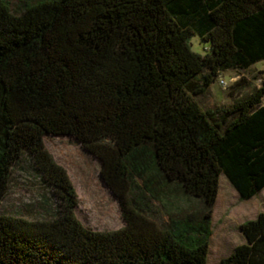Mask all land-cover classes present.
I'll list each match as a JSON object with an SVG mask.
<instances>
[{
  "label": "trees",
  "instance_id": "trees-1",
  "mask_svg": "<svg viewBox=\"0 0 264 264\" xmlns=\"http://www.w3.org/2000/svg\"><path fill=\"white\" fill-rule=\"evenodd\" d=\"M262 61L264 0H36L18 13L0 0V202L21 165L41 190L26 207L42 212L0 213V264H205L219 176L242 201L264 190V79L227 107L195 98ZM45 136L99 161L121 228L77 220ZM170 185L201 208L157 224L147 201ZM238 230L245 242L218 264H264V213Z\"/></svg>",
  "mask_w": 264,
  "mask_h": 264
},
{
  "label": "rangeland",
  "instance_id": "rangeland-1",
  "mask_svg": "<svg viewBox=\"0 0 264 264\" xmlns=\"http://www.w3.org/2000/svg\"><path fill=\"white\" fill-rule=\"evenodd\" d=\"M4 1L13 12L18 13L25 3L36 0ZM189 45L191 51L200 56L208 51L207 43L200 41L197 36L190 39ZM262 79L264 61L255 63L246 70L230 69L222 72L208 87L207 92L195 99L203 109L227 107L234 99L258 88ZM43 142L55 163L66 171L74 188L78 201L74 211L77 220L84 227L97 232H110L121 228L123 222L117 200L99 177V161L70 137L45 136ZM24 168L21 165L13 168L8 189L0 202V213L29 220L40 219L42 212L38 214L33 207H26L41 194V190L36 180ZM135 184L141 183L135 180ZM218 187L219 196L212 209V235L209 238L205 264H218L231 253L232 248L243 244L244 238L238 226L254 219L258 213H264V190L247 202L239 199L237 192L223 175L219 176ZM135 194L132 193L134 198ZM158 196L160 203L147 201L152 211L149 212L150 218L157 224L167 221L165 214L168 212L180 216L201 208L197 199L184 196L171 185L160 189Z\"/></svg>",
  "mask_w": 264,
  "mask_h": 264
},
{
  "label": "crops",
  "instance_id": "crops-1",
  "mask_svg": "<svg viewBox=\"0 0 264 264\" xmlns=\"http://www.w3.org/2000/svg\"><path fill=\"white\" fill-rule=\"evenodd\" d=\"M217 194H218V195H217L216 198L218 199L219 193H217ZM253 198H254V197H252L251 199L247 200V202H248V201H251ZM217 199L215 200V202L217 201ZM214 205H215V204H214ZM258 214H259V213H258ZM243 240H244V241H242V242H245V239H243ZM235 247H236V246H235ZM208 249H209V248H208ZM232 249H233V248H232Z\"/></svg>",
  "mask_w": 264,
  "mask_h": 264
},
{
  "label": "built area",
  "instance_id": "built-area-1",
  "mask_svg": "<svg viewBox=\"0 0 264 264\" xmlns=\"http://www.w3.org/2000/svg\"><path fill=\"white\" fill-rule=\"evenodd\" d=\"M222 84H223V82L222 81H220Z\"/></svg>",
  "mask_w": 264,
  "mask_h": 264
}]
</instances>
